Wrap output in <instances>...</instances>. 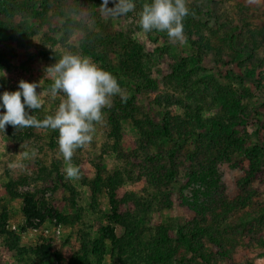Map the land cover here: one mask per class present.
<instances>
[{"label":"rangeland","instance_id":"obj_1","mask_svg":"<svg viewBox=\"0 0 264 264\" xmlns=\"http://www.w3.org/2000/svg\"><path fill=\"white\" fill-rule=\"evenodd\" d=\"M7 1L13 11L0 13V75L5 73L0 77V93L18 90L21 80L35 82L41 107L27 111L39 121L53 115L64 96L49 92L57 76L51 67L68 53L88 57L110 72L122 92L102 110L92 141L74 151L71 163L79 168L78 179L66 175L68 162L59 151L58 130L0 127V264H70L85 237L98 238L104 226L112 225L122 239L126 229L109 220L112 193L119 213L133 219L146 239L165 225L171 227L169 236L177 245L179 228L203 210L205 225L223 228L225 247L234 249L232 259H223L222 250L208 244L212 264H264V166L254 165L256 159L264 161V0H186L189 12L197 8L206 26L192 37L184 32L180 41L141 29L139 13L151 0H135V9L124 16L105 8H114L113 0L106 6L99 0L95 9L87 0ZM233 34L235 50L229 47ZM199 36L204 41L202 68L185 70L192 79L173 76L169 82L174 67L198 51ZM123 40L138 44L143 70L155 81V89H140L124 74ZM84 43H101L104 50L107 43L106 61L85 54ZM244 47L256 48L254 58L235 62L234 51ZM246 69H255L261 82L248 80ZM224 89L234 92L249 116L248 124L238 127L243 145L230 148L228 157L220 158L218 152L213 164L198 173L200 178L192 179L199 166L188 154L195 152L198 136L148 137L137 123L148 119L161 125L168 111L183 117L188 107H198L204 120L224 118L228 110L218 94ZM145 131L150 130L145 127ZM175 147L179 152L172 163L168 157ZM206 157L204 165L210 154ZM154 167L159 168L157 177L147 174ZM172 168L174 176L164 180ZM111 180L114 184L109 186ZM59 214L70 219L60 222ZM245 218L248 224L240 225ZM90 264H98L96 256H90ZM103 264H120L110 242Z\"/></svg>","mask_w":264,"mask_h":264},{"label":"trees","instance_id":"obj_2","mask_svg":"<svg viewBox=\"0 0 264 264\" xmlns=\"http://www.w3.org/2000/svg\"><path fill=\"white\" fill-rule=\"evenodd\" d=\"M87 1L93 5L95 2L97 4L99 3V0ZM95 8V5L92 6V9ZM32 10L33 14H38L39 10L37 6ZM191 10V13L189 12L183 20V33L187 32L190 37H192L195 32H200L202 29L204 30L206 26L201 21V13L197 8H192ZM10 11H13V8L9 1L1 0L0 13L9 14L11 13ZM93 14H95L94 11ZM196 16L199 18L198 20H196ZM165 33L166 32H161V34L166 36ZM235 37L236 36L233 34L232 37L229 38V47L234 50ZM197 40L198 41L195 42V45L198 51L191 54V56L182 59L181 62L174 67L172 76L169 75L167 77L169 82L170 78L173 76L176 77V80L180 81H185L186 78L190 79L192 73L188 71L184 74L185 70L191 68L192 71H196L202 68V54L204 47L203 36H199ZM89 41L90 40H88V42ZM123 42L122 48L124 53L122 56V68L124 69L123 72L126 77L133 80L140 89H144V87L155 89L157 86L155 81L152 80L143 70L144 57L140 54L138 44L131 40H123ZM100 44L93 46L89 43H84L83 49L85 54L93 57L96 61H106V54L110 53V47H108L106 43L107 49L105 48V50H107V52L104 53L105 50L103 49V45L100 47ZM206 46H209V43H207ZM234 52L235 57L233 60L235 62H242L244 61V57H246L247 60L253 59L256 48L244 47L240 51ZM245 77L258 84L261 82L256 76L255 69H246ZM224 91L226 93L218 92L220 99L222 100L220 102L221 106L228 110V113L227 115H224V118L219 117L211 121L204 120L200 116L198 107H188L186 108L183 117H173L171 116L170 111H168L164 115L161 125L148 119L137 123L148 137L158 136L168 139L177 137L178 139L189 140L198 136L195 139V152H190L191 154H188L189 160L194 163L197 162V165L199 166V168L192 173V179L200 178L199 176L201 175L198 173L208 169V166L213 164L214 157L218 152L220 158H223V156L228 157V150L230 148L234 146L241 147L243 145V138L237 136L238 127L248 124L247 120L249 116L247 115L245 108L242 106L241 100L235 94H232L233 91L229 92L226 91V89H224ZM230 95H232L231 98L228 97ZM213 97L216 103V100L218 99L214 94ZM156 103L162 105L161 100L156 101ZM132 104L133 102L131 100L127 101L128 106ZM226 119L231 120V122L229 124L225 123L224 120ZM145 127H148V130L150 131H145ZM255 150L259 152L261 151L262 153V150L257 148ZM178 152V147H175L171 151L168 159L171 160L172 163L175 162V156H177ZM251 152L254 153L255 151L253 150ZM209 154V161L204 165V161L207 162L206 156ZM254 165L264 166V161H262V159H256ZM254 165L252 164V166ZM260 166L257 167L255 171L253 170L254 175L260 172ZM173 172L174 168L168 169L164 174L163 179L165 180L169 177L172 178L174 176ZM147 174L157 177L159 174V168L154 167L148 170ZM112 184H114L113 180L110 181L109 186H112ZM111 202L113 205V214L109 217L110 223L123 226L126 229L125 237L122 239L118 238L112 225L104 226L100 229L98 238L90 239L88 236L85 237L82 249L74 255L70 264H90L91 255L96 256L98 264H103L107 242H110L112 247L117 249L120 264H212L211 261H213V254L208 250V244L213 245L218 251L222 250L220 253L223 259H232L233 257V247L227 249L224 245L225 240L221 238L223 228H220V226H214V228L213 225L206 226L205 222H207V220L204 216L206 213H204L203 210L196 212L198 218L179 228L178 240L176 242L177 245H174L173 240L169 236L170 226L162 225L158 227L155 233L152 232L150 237L146 239L144 238L143 232L138 233V227H136V222L133 219L119 213V208L116 205L113 193L111 195ZM235 205L237 204L235 203L232 207L229 206V210H232ZM243 206H245V204L241 207ZM33 214L39 217L41 216L39 213ZM58 218L60 222L65 223L70 219L69 217L60 214L58 215ZM247 221L248 218H245L244 220L241 219L239 223L240 225L245 226V224H248ZM216 222L218 223L217 220ZM219 229H221V231ZM218 230L220 231V234ZM228 242L231 243L230 241ZM45 249L46 251L49 250L48 247ZM181 249L183 250V253L180 254Z\"/></svg>","mask_w":264,"mask_h":264},{"label":"clouds","instance_id":"obj_3","mask_svg":"<svg viewBox=\"0 0 264 264\" xmlns=\"http://www.w3.org/2000/svg\"><path fill=\"white\" fill-rule=\"evenodd\" d=\"M114 8L109 9L117 16H124L135 9V0H113ZM109 0H104L106 6ZM189 14L186 0H151L144 3L139 13V26L145 32H166L169 39L183 40V20ZM52 70L57 74L49 88L55 97L63 94L64 99L53 115L37 120L27 110L41 107L39 84L21 80L18 90L0 93V127L37 126L58 130V146L68 167V178H79V168L71 163L76 149L90 143L95 124L102 120V110L110 106L111 98L121 94L117 79L99 67L88 57L77 54L63 55ZM5 73L2 71L3 77ZM121 99L124 97L121 95Z\"/></svg>","mask_w":264,"mask_h":264},{"label":"built area","instance_id":"obj_4","mask_svg":"<svg viewBox=\"0 0 264 264\" xmlns=\"http://www.w3.org/2000/svg\"><path fill=\"white\" fill-rule=\"evenodd\" d=\"M14 228V227H13Z\"/></svg>","mask_w":264,"mask_h":264}]
</instances>
